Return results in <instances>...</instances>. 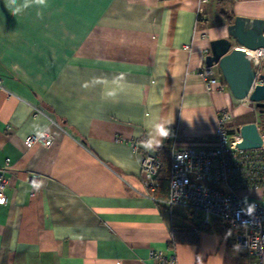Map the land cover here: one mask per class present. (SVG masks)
Returning <instances> with one entry per match:
<instances>
[{
  "label": "crops",
  "instance_id": "1",
  "mask_svg": "<svg viewBox=\"0 0 264 264\" xmlns=\"http://www.w3.org/2000/svg\"><path fill=\"white\" fill-rule=\"evenodd\" d=\"M231 12L264 18V0H46L20 14L0 0V264H157L151 250L250 264L224 233L174 245L194 218L152 200L140 169L169 128L176 146L209 147L223 109L231 132L259 123L253 102L206 91L198 71ZM44 129L52 142L28 148Z\"/></svg>",
  "mask_w": 264,
  "mask_h": 264
},
{
  "label": "built area",
  "instance_id": "2",
  "mask_svg": "<svg viewBox=\"0 0 264 264\" xmlns=\"http://www.w3.org/2000/svg\"><path fill=\"white\" fill-rule=\"evenodd\" d=\"M254 69L255 83H263L264 46L258 47L250 55ZM204 88L210 92L217 86L225 84L218 65L199 67ZM2 79H0V88ZM215 128V140L212 146H176L173 137L171 156V175L168 196L158 200L155 191L159 186L157 177L160 171L159 157L156 152H145L141 155V181L146 193L152 200L161 201L168 206H183L194 218V224L188 229H171V240L174 245L181 242L197 241L201 232L216 229L217 221L225 226L224 235L237 248L251 259L250 264H264V142L260 147L240 149V132H231L228 125L233 119L232 113L223 109L218 115ZM168 138L170 133L167 134ZM263 140H264V134ZM53 137L48 131H40L28 136L25 145L31 148L34 144L50 143ZM137 152V142L131 143ZM6 166H0V202L5 200V189L8 177ZM36 176L30 178L32 194L37 191ZM260 191L257 197H248L243 191ZM246 198V202H245ZM248 204L255 205L251 215H245L241 209ZM149 256L157 264H178L176 252L169 254L161 250L149 251Z\"/></svg>",
  "mask_w": 264,
  "mask_h": 264
},
{
  "label": "water",
  "instance_id": "3",
  "mask_svg": "<svg viewBox=\"0 0 264 264\" xmlns=\"http://www.w3.org/2000/svg\"><path fill=\"white\" fill-rule=\"evenodd\" d=\"M226 27L227 36L212 39L210 52L205 56L206 66L216 63L230 93L239 100H249L264 113V82L254 85L256 73L251 66L246 48L256 50L264 46V18L235 15ZM264 80V73L261 74ZM240 149L260 147L264 140V120L248 122L238 127Z\"/></svg>",
  "mask_w": 264,
  "mask_h": 264
},
{
  "label": "trees",
  "instance_id": "4",
  "mask_svg": "<svg viewBox=\"0 0 264 264\" xmlns=\"http://www.w3.org/2000/svg\"><path fill=\"white\" fill-rule=\"evenodd\" d=\"M223 1V0H222ZM226 14V13H225ZM227 21L229 23H232L231 21L234 18V14L231 12V14H226L225 15ZM260 118L264 120V113L259 114ZM168 132L170 133V136L168 139L165 140L164 145L160 147L156 153L159 157V162H160V171L157 177V181H159V186L157 190L155 191L156 193V198L158 200H165L168 196V189H169V178L171 175V148H172V142H173V137H174V130L172 128H169ZM214 228L216 229L215 232L219 233H224L226 228L223 226L220 222H215L213 224ZM210 230V229H207Z\"/></svg>",
  "mask_w": 264,
  "mask_h": 264
},
{
  "label": "clouds",
  "instance_id": "5",
  "mask_svg": "<svg viewBox=\"0 0 264 264\" xmlns=\"http://www.w3.org/2000/svg\"><path fill=\"white\" fill-rule=\"evenodd\" d=\"M10 4L13 8L14 14H20L26 9L32 7V6H38V7H45L46 6V0H22V3H18V0H10ZM168 133L166 131L162 132V135H167ZM146 147L151 148L152 142L149 141L146 144ZM246 202V198H245ZM255 211V205L254 204H248L247 209H241V212L245 215H251ZM238 247V246H234Z\"/></svg>",
  "mask_w": 264,
  "mask_h": 264
},
{
  "label": "bare ground",
  "instance_id": "6",
  "mask_svg": "<svg viewBox=\"0 0 264 264\" xmlns=\"http://www.w3.org/2000/svg\"><path fill=\"white\" fill-rule=\"evenodd\" d=\"M246 51L248 52V54L252 55L254 53V50H251L249 48H246Z\"/></svg>",
  "mask_w": 264,
  "mask_h": 264
},
{
  "label": "rangeland",
  "instance_id": "7",
  "mask_svg": "<svg viewBox=\"0 0 264 264\" xmlns=\"http://www.w3.org/2000/svg\"><path fill=\"white\" fill-rule=\"evenodd\" d=\"M249 103H251V102H249Z\"/></svg>",
  "mask_w": 264,
  "mask_h": 264
}]
</instances>
